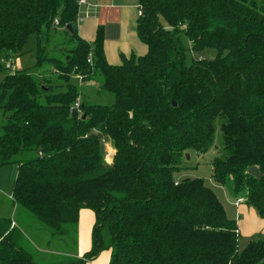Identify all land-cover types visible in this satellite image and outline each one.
<instances>
[{"label": "trees", "instance_id": "16d2710c", "mask_svg": "<svg viewBox=\"0 0 264 264\" xmlns=\"http://www.w3.org/2000/svg\"><path fill=\"white\" fill-rule=\"evenodd\" d=\"M77 2L0 0V60L22 55L32 39L36 67L50 60L63 82L41 83L27 69L0 81V168L16 167L17 212L75 242L80 211L93 212L90 248L59 264L105 250L108 264H264V238L239 249L236 220L202 178H175L188 150L212 147L218 124L211 177L230 178L233 195L264 218V0H138L135 30L147 52L117 65L105 59L102 30L92 43L79 38ZM59 28L73 42L53 62L42 58L40 36ZM208 49L214 58L201 57ZM74 77L100 81L113 103L74 107ZM20 222L0 218V264H39Z\"/></svg>", "mask_w": 264, "mask_h": 264}, {"label": "rangeland", "instance_id": "374dc122", "mask_svg": "<svg viewBox=\"0 0 264 264\" xmlns=\"http://www.w3.org/2000/svg\"><path fill=\"white\" fill-rule=\"evenodd\" d=\"M81 6H78V8ZM139 8L140 7L138 6V9ZM40 38L42 39V41L40 40L39 45L43 46L40 47L43 49L42 58H53V62L57 59H62L63 54L66 52L67 48H70L72 46L73 42L68 37L64 28L55 29V31L51 30L50 33H45L41 35ZM181 38L184 47L188 50L186 52L185 65L189 66L193 61V55L191 51H189L190 42L184 35H182ZM34 52L35 44L31 39L29 43L24 47V52L22 53V55L7 59L2 58L0 60V81L6 74L13 73L15 70L27 69L29 72L33 73L36 76L39 82L45 84L51 83L57 88H61L63 82H61L59 74L53 68L50 60L42 61L39 66L36 67ZM215 55L216 51L214 49H208V51L201 54V57L212 59L215 57ZM6 63H11V66L13 67L7 69L5 67ZM71 82L76 84L80 88V95L75 100L73 105L76 108H78L80 102L109 105L114 101V97L112 94L101 89L100 81L82 82L81 77H74L71 79ZM75 103H78V105L75 106ZM2 123L3 119L0 114V125H2ZM218 126L219 125L217 124V131L215 132L212 147L203 154L188 150V153H186L180 160V167H182V169L178 172H175V178L179 180L183 178H202L204 180L205 185L214 191L218 199L223 204L227 216L231 219H235L237 222L241 221L240 226L237 223L239 229L237 230V232L238 247L239 249H242L249 241L255 240L257 238H264V226L257 225L252 216H250L247 212H237V206L234 202H236V198L239 197H235L232 193V182L230 178L226 180L225 184L221 185L213 181L211 177L212 159L215 156H221L222 153V143ZM104 146L106 152V161L109 152H112V157H114L115 149L113 143L108 140L104 142ZM187 155L189 156V158H187ZM15 177L16 167L14 164L5 165L0 168V201L4 204V208L0 209V214L4 216H6L5 213L7 211L5 210L6 203L7 206L12 207V202L9 201L8 198L9 195H11V189ZM240 196L242 197V195ZM11 200H13L12 196ZM14 204L15 203H13V205ZM240 205H245V203ZM248 208L251 212L252 208ZM252 210L255 213V216H257V222H259L260 220L264 222V218L259 217L257 212L254 209ZM29 218L31 223L28 220L24 219L23 221H21L23 225L20 224V228L24 236L25 245L30 249L29 251H32V254L36 257V260L39 264L49 262L53 264H59L60 262L68 259L69 256H76L78 258H81L86 252L85 251L84 253L78 255L77 238L75 242L72 235L51 238L45 231L40 229L39 231H37L36 227H39L40 224L30 214ZM88 229L91 233L92 226ZM109 257L110 251L105 250L101 252L94 260L90 261V264H108ZM86 264H89V262H87Z\"/></svg>", "mask_w": 264, "mask_h": 264}, {"label": "crops", "instance_id": "0c3cea01", "mask_svg": "<svg viewBox=\"0 0 264 264\" xmlns=\"http://www.w3.org/2000/svg\"><path fill=\"white\" fill-rule=\"evenodd\" d=\"M138 16V0H86V3L78 8L77 34L82 40L92 43L96 38L97 31L102 30V47L105 59L108 64L117 65L121 62L122 56L144 55L147 52V46L140 41L135 30ZM8 200L12 202V207L7 206L6 203V216L0 214V218L9 217L14 223L13 226H16L17 216L20 221H23L24 217L21 212H17L11 195ZM2 208H4V204L0 201V209ZM89 210L82 209L79 213L78 255L87 251L91 245V233L88 228L93 227L95 217ZM248 211L247 205L237 207V212H247L257 225L264 226L263 221L257 222V216L252 209L251 212ZM237 223L240 226L241 221Z\"/></svg>", "mask_w": 264, "mask_h": 264}, {"label": "built area", "instance_id": "2783aa9c", "mask_svg": "<svg viewBox=\"0 0 264 264\" xmlns=\"http://www.w3.org/2000/svg\"><path fill=\"white\" fill-rule=\"evenodd\" d=\"M86 3V0H79L78 1V6H81V5H84ZM138 14L140 15L141 14V9L139 8L138 9ZM55 23H57V21L55 20ZM89 63H91V54H89L88 56V60H87ZM12 64L11 63H6L5 64V67L7 69H10V67H13L11 66ZM78 103H75V106H77ZM235 205L238 207L240 204H243L245 203V199L243 197H239V198H236V202H234Z\"/></svg>", "mask_w": 264, "mask_h": 264}, {"label": "water", "instance_id": "95a60500", "mask_svg": "<svg viewBox=\"0 0 264 264\" xmlns=\"http://www.w3.org/2000/svg\"><path fill=\"white\" fill-rule=\"evenodd\" d=\"M174 104V103H173ZM175 105V104H174ZM111 158H112V152H109V154H108V156H107V158H106V162L107 163H110V161H111ZM187 158H189V156L187 155ZM247 172L249 173V174H251L252 176H255L256 178H258V177H260V173H259V171H258V169H257V167L256 166H252V167H250L248 170H247Z\"/></svg>", "mask_w": 264, "mask_h": 264}]
</instances>
